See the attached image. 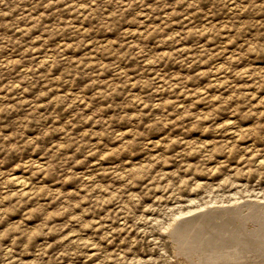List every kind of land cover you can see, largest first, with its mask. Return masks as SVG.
I'll list each match as a JSON object with an SVG mask.
<instances>
[{
    "label": "rangeland",
    "instance_id": "1",
    "mask_svg": "<svg viewBox=\"0 0 264 264\" xmlns=\"http://www.w3.org/2000/svg\"><path fill=\"white\" fill-rule=\"evenodd\" d=\"M263 212L264 0H0V264H264Z\"/></svg>",
    "mask_w": 264,
    "mask_h": 264
},
{
    "label": "bare ground",
    "instance_id": "2",
    "mask_svg": "<svg viewBox=\"0 0 264 264\" xmlns=\"http://www.w3.org/2000/svg\"><path fill=\"white\" fill-rule=\"evenodd\" d=\"M18 180V179H17ZM23 180V179H22ZM21 180L19 179V181L18 182H20ZM17 181H15V183H16ZM21 183V182H20ZM23 183V182H22ZM21 183V184H22ZM16 185H18V184H16ZM24 185V184H23ZM22 185V186H23ZM21 186V187H22ZM18 187H20L19 185H18ZM20 187V188H21ZM251 201V200H250ZM240 205V204H239ZM255 205V204H254ZM263 205V204H262ZM216 206V205H215ZM217 206H219V205H217ZM225 206V205H224ZM231 206V205H230ZM243 206V205H242ZM241 206V207H242ZM248 206V205H247ZM223 207V206H222ZM235 207V206H234ZM254 207V206H253ZM255 207H256V205H255ZM258 207V206H257ZM210 208V207H209ZM230 207H228V209H229ZM243 208V207H242ZM247 208V207H246ZM223 209V208H222ZM206 210V209H205ZM211 210V209H210ZM226 210V209H225ZM240 210V209H239ZM247 210L249 211V209L247 208ZM261 210V209H260ZM259 210V211H260ZM198 211V210H197ZM192 212V211H191ZM203 212V211H202ZM201 212V215L200 214H198V215H200L199 217H196V219H204L205 217H206V215L207 214H210V212H208V213H202ZM212 212V211H211ZM235 212V211H234ZM245 212V211H244ZM199 213V212H198ZM233 213V212H232ZM264 213V212H263ZM215 214V213H214ZM219 214V213H218ZM216 215H217V213H216ZM215 215V216H216ZM230 215V214H229ZM247 215V214H246ZM195 216H196V214H195ZM208 216V215H207ZM222 216V215H221ZM189 217V216H188ZM192 216H190L188 219L189 220H186L187 222H190V221H192V219L190 220V218H191ZM222 217H224V216H222ZM194 218V217H193ZM210 218H211V216H210ZM237 218V217H236ZM235 218V219H236ZM212 219H213V217H212ZM220 219V218H219ZM223 219V218H222ZM234 219V220H235ZM182 219H175L174 218V220L169 224V225H167L168 226V230H169V232H170V234L169 235H171V234H176V232H178V229L180 228V226L182 227V224L183 223H186V221L185 220H182ZM210 220V219H209ZM196 221V220H195ZM204 222H205V219L203 220ZM227 221V220H226ZM192 222H194V220L192 221ZM202 222V221H201ZM228 222V221H227ZM211 223V222H210ZM215 223V222H214ZM219 223V222H218ZM254 223V222H253ZM193 224H195V222L193 223ZM196 224H197V222H196ZM195 224V225H196ZM187 225H188V223H187ZM197 225H199V223L197 224ZM184 226H186V225H184ZM190 226V225H189ZM210 226V225H209ZM254 226V225H253ZM193 227V226H192ZM200 227V226H199ZM199 227H197V228H199ZM237 227V226H236ZM250 227H252V226H250ZM183 228V227H182ZM185 228V227H184ZM193 228H196V227H193ZM225 228V227H224ZM257 228V227H256ZM200 229V228H199ZM222 229V228H221ZM239 229V228H238ZM215 230V229H214ZM237 230V229H236ZM180 231H182V230H180ZM179 231V232H180ZM189 231H191V230H189ZM178 232V233H179ZM183 232V234H184V232L186 233V232H188V231H182ZM193 232V231H192ZM195 233H197L196 231H194ZM198 232H200L199 230H198ZM218 232V231H217ZM252 233V232H251ZM182 234V233H181ZM253 234V233H252ZM187 235H188V233H187ZM191 235H193V234H191ZM190 235V236H191ZM189 236V235H188ZM262 237V236H261ZM177 238V237H176ZM181 238V237H180ZM193 238V237H192ZM185 239V238H184ZM176 239H174V241H175ZM223 240V239H222ZM242 240V239H241ZM182 241V240H181ZM180 241V242H181ZM190 241V240H189ZM199 240H198V238H197V242H198ZM183 242V241H182ZM236 242V241H235ZM172 243V242H171ZM193 243V242H192ZM213 243V242H212ZM243 243V242H242ZM173 244V243H172ZM195 244V243H194ZM246 244V243H245ZM231 246V245H230ZM178 248V247H177ZM214 248V247H213ZM220 248V247H219ZM227 248V247H226ZM229 248V247H228ZM227 248V249H228ZM183 249V248H182ZM238 249V248H237ZM180 250V249H179ZM255 250V249H254ZM194 251V250H193ZM199 251H201V250H199ZM209 251V250H208ZM175 252V251H174ZM248 252V251H247ZM215 253V252H214ZM241 253V252H240ZM221 254V253H220ZM250 254V253H249ZM228 255H229V253H228ZM238 255H239V253H238ZM190 256V255H189ZM226 256V255H225ZM249 256V255H248ZM206 257H207V254H206ZM209 257V256H208ZM214 257V256H213ZM217 257V256H216ZM236 257V256H235ZM211 258V257H210ZM230 258V257H229ZM189 259V258H188ZM214 259V258H213ZM237 259H239L238 257H237ZM241 259V258H240ZM198 260V259H197ZM215 260V259H214ZM222 260V259H221ZM228 260V259H227ZM201 261V260H200ZM239 261V260H238ZM248 261V260H247ZM187 262V261H186ZM205 262H206V260H205ZM185 263V261L183 260V259H181V260H178V264H184ZM190 263V262H189ZM200 263V262H199ZM210 263V262H209ZM216 263H217V261H216ZM177 264V263H176ZM205 264V263H204ZM213 264V263H212Z\"/></svg>",
    "mask_w": 264,
    "mask_h": 264
}]
</instances>
